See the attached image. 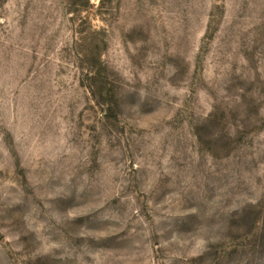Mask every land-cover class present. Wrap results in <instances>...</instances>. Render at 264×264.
Returning a JSON list of instances; mask_svg holds the SVG:
<instances>
[{
  "label": "rangeland",
  "instance_id": "obj_1",
  "mask_svg": "<svg viewBox=\"0 0 264 264\" xmlns=\"http://www.w3.org/2000/svg\"><path fill=\"white\" fill-rule=\"evenodd\" d=\"M0 264H264V0H0Z\"/></svg>",
  "mask_w": 264,
  "mask_h": 264
}]
</instances>
